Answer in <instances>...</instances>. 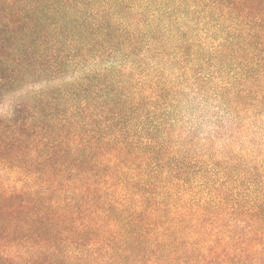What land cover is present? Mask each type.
Here are the masks:
<instances>
[{"label":"trees","instance_id":"trees-1","mask_svg":"<svg viewBox=\"0 0 264 264\" xmlns=\"http://www.w3.org/2000/svg\"><path fill=\"white\" fill-rule=\"evenodd\" d=\"M0 264H264V0H0Z\"/></svg>","mask_w":264,"mask_h":264}]
</instances>
